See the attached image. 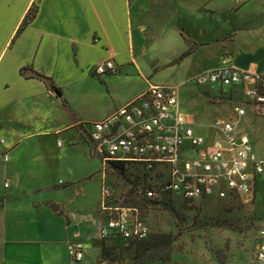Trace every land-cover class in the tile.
Listing matches in <instances>:
<instances>
[{
  "label": "crops",
  "instance_id": "0c3cea01",
  "mask_svg": "<svg viewBox=\"0 0 264 264\" xmlns=\"http://www.w3.org/2000/svg\"><path fill=\"white\" fill-rule=\"evenodd\" d=\"M137 1L140 0H0V139L5 141L0 151L9 154V161L0 154V264H78L81 261H73L69 253V246L76 241L84 244L85 251L99 248V264L103 252L102 198L97 206L86 187L93 173L88 171L89 163L95 157L89 129L152 84L151 77L145 76V85L129 95L119 85L124 78L134 76L127 69L140 74L139 52L143 49L146 53V46L136 39L139 35L133 23ZM34 4L39 7L35 20L20 31ZM47 6L56 14V22L42 23L38 37L33 35L31 40L32 30L42 22ZM182 31L188 44L182 55L193 49L187 58L209 44L191 38L185 28ZM247 34L245 41L236 32L234 41L223 42L230 47L225 51L232 53L233 63L240 69L264 75V25L249 27ZM113 36L120 41L122 36L128 37L124 48L112 40ZM238 42L246 47L234 50L232 46ZM95 49L105 53L101 63L113 60L119 68L118 73L103 76L96 73L101 63L88 68V76L99 79L107 104H96L90 92L76 82L75 93L68 95L57 79L58 70L69 68L68 60H72L69 62L73 70H80L84 67V51ZM23 67L51 77L62 96L39 79L23 77ZM221 93L210 95L217 105L222 102ZM217 108L223 112V108ZM95 109L101 110L96 113ZM57 111L63 117L61 121L55 119ZM210 130L205 132L210 135ZM41 142L48 145L38 146ZM67 142L68 146L84 147L75 158L85 159L88 169L78 180L57 184L58 165L68 157L64 150ZM24 143H32L40 150H28ZM50 144L60 149L59 155ZM32 175H41L42 183L29 187L25 179ZM63 193L70 196L63 198ZM52 205L63 213L56 212Z\"/></svg>",
  "mask_w": 264,
  "mask_h": 264
},
{
  "label": "rangeland",
  "instance_id": "374dc122",
  "mask_svg": "<svg viewBox=\"0 0 264 264\" xmlns=\"http://www.w3.org/2000/svg\"><path fill=\"white\" fill-rule=\"evenodd\" d=\"M134 5L136 11L133 14V23L139 35L136 39L141 46H146V53L143 49L139 52L140 74L131 68L127 69L134 76L124 78L119 85L125 90L124 93L128 91L129 95L139 91L145 85L144 77L148 76L151 77L152 84L174 87L179 94L182 109L197 120L198 124L206 125L197 129L198 134L206 137L207 126L212 125L217 116L228 118L231 107L229 105L232 104L231 101L222 100L217 105L210 95L218 96L220 85H199L195 78L202 72L217 68L224 59L233 58L232 53L225 51V47L230 48L229 44L225 43L234 41L236 32L245 41L249 27L255 24L264 25V0H140ZM55 19L53 9L47 6L42 22L32 30L31 40L33 35L34 38L38 37L40 29L43 28L42 23L48 20L54 24ZM183 28L191 38L197 41L203 39L209 43L201 47L197 54L185 59L180 58L188 45L181 35ZM126 39L128 37L122 36V41L112 37L113 41L121 44V48L127 44ZM232 47L238 50L240 47H246V44L238 42ZM104 58V51L85 50L82 57L83 68L73 70L69 62L72 60H68L69 68L58 70L57 79L62 88L69 92L68 95L75 93L76 82L77 85H82L83 90L86 88L90 92L96 104L109 103L105 91H101L98 84L99 79H92L87 74L92 66L101 63ZM236 102L244 104L241 97ZM218 106L223 108V112L219 111ZM101 109H95L96 113ZM62 118L61 113L57 111L55 119L61 121ZM241 128L250 135L256 157L264 161V114L257 116L249 113L242 121ZM70 134H67L68 138ZM0 140L2 148L5 141ZM45 144L48 145L43 142L37 145L42 147ZM23 145L28 150H40V147L37 149L32 143ZM50 146L53 152L59 155L60 149H55L53 144ZM64 150L68 157L58 165L59 174L55 176L57 184L59 181L65 183L68 180H78L81 173L88 169L85 159L75 158L76 153L84 150L83 146L72 147L68 146L67 142ZM0 154L3 153L0 151ZM12 155L13 152H10V156ZM70 163H73V166ZM88 171L93 173L89 184L85 186L97 206L101 198L103 200V188L108 186L112 198L118 204H137L141 218L151 228L150 249L147 252H140L138 245L134 244H112L113 253L121 262L249 264L257 245L258 231L264 227V175L257 187L255 205L248 206L242 204L239 199H199L187 202L179 196H168L157 203L149 199L147 201L145 188L150 183L165 179L164 174L147 178L143 170L136 165H129L127 172L122 173L113 167L106 168L102 159L96 155L89 163ZM25 180L29 182V187L42 183L41 175H32L29 180ZM69 196L70 194L63 193L62 197ZM99 253V248L85 251L84 259L78 264H96ZM139 253L142 256L138 257Z\"/></svg>",
  "mask_w": 264,
  "mask_h": 264
},
{
  "label": "built area",
  "instance_id": "2783aa9c",
  "mask_svg": "<svg viewBox=\"0 0 264 264\" xmlns=\"http://www.w3.org/2000/svg\"><path fill=\"white\" fill-rule=\"evenodd\" d=\"M118 72L113 60L96 68L100 76ZM195 81L220 85L219 99L232 104L228 118L218 116L207 126L210 135L197 133L199 125L182 109L174 87L150 84L140 96L90 125L92 150L106 168L136 165L147 178L164 174L165 179L145 188L149 200L179 196L187 202L239 199L244 205H255L264 161L256 157L253 141L241 123L249 113L264 114V75L242 70L227 58L217 68L200 73ZM240 97L244 104L236 102ZM5 160L9 161L8 153ZM102 195L101 236L111 253L99 264H125L113 253L112 244L138 245L151 237V228L138 207L118 204L110 187L105 186ZM256 244L249 264H264V227L258 231ZM69 253L73 261H82L84 244L73 242Z\"/></svg>",
  "mask_w": 264,
  "mask_h": 264
},
{
  "label": "trees",
  "instance_id": "16d2710c",
  "mask_svg": "<svg viewBox=\"0 0 264 264\" xmlns=\"http://www.w3.org/2000/svg\"><path fill=\"white\" fill-rule=\"evenodd\" d=\"M38 10H39L38 5L34 4L32 9L30 10L28 15L26 16L20 31H23L27 26H29L35 20L37 13H38ZM192 52H193V49H189L180 58L185 59L188 56H190L192 54ZM20 72H21V75L27 79L36 78V79L43 81L51 90H53L52 89L53 87L55 89L57 88L55 83H54V80L51 77H48V76H46V75H44L38 71H35L34 69H32L30 67H23ZM64 104L66 107L69 106L68 102L66 100H64ZM113 168H115L116 170H119L122 173H125V172H127L128 167H126L125 165H114ZM147 201H148V199H147ZM153 202L157 203V201H153ZM134 205L137 207V204H134ZM52 207H53V209H55L56 212H59L61 214L63 213V212L59 211V209L56 205H52ZM149 239L145 242L138 244V248H139L138 250L140 252H147L150 249ZM110 250H111V248L107 247L105 241H103V252H102L101 259H106L111 253ZM140 256H142V254L139 253L138 257H140Z\"/></svg>",
  "mask_w": 264,
  "mask_h": 264
},
{
  "label": "water",
  "instance_id": "95a60500",
  "mask_svg": "<svg viewBox=\"0 0 264 264\" xmlns=\"http://www.w3.org/2000/svg\"><path fill=\"white\" fill-rule=\"evenodd\" d=\"M55 93H56L59 97L62 96L61 92H60L58 89L55 90Z\"/></svg>",
  "mask_w": 264,
  "mask_h": 264
}]
</instances>
